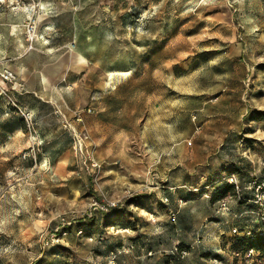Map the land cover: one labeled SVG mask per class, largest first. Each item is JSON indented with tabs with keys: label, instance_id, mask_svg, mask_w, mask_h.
Instances as JSON below:
<instances>
[{
	"label": "rangeland",
	"instance_id": "rangeland-1",
	"mask_svg": "<svg viewBox=\"0 0 264 264\" xmlns=\"http://www.w3.org/2000/svg\"><path fill=\"white\" fill-rule=\"evenodd\" d=\"M255 234L264 0H0V264H264Z\"/></svg>",
	"mask_w": 264,
	"mask_h": 264
},
{
	"label": "crops",
	"instance_id": "crops-1",
	"mask_svg": "<svg viewBox=\"0 0 264 264\" xmlns=\"http://www.w3.org/2000/svg\"><path fill=\"white\" fill-rule=\"evenodd\" d=\"M75 62H78L76 64L78 65H84L87 62V59L78 54V57L75 59ZM62 64H54V65H46L44 69L42 70V76H41V84L44 87V89H48L49 92H51L52 89H59L60 94L64 90L65 92H69L70 94H73L78 96V101L76 105H82L83 99H86L89 95L91 97L90 103L93 105L95 103L100 104L99 102V96L101 92L102 95H107L109 93V83H111L110 80H106V85H103L99 83L98 80H93L91 78L90 82L87 83L86 81H83V78H86L84 76L82 79H73L71 75H64L62 78L57 76L56 74H53L54 72L58 71L59 67H61ZM87 90H89V95H86ZM63 91V92H64ZM103 97V96H102ZM102 103V102H101ZM104 104L100 106L102 110L105 112L103 115H106L107 117L110 115V108L109 105L106 104V108H103ZM100 122V121H98ZM109 122V121H108ZM91 130L98 131L99 126L95 125L90 127ZM108 129V127H107ZM93 132V131H92ZM99 140V139H98Z\"/></svg>",
	"mask_w": 264,
	"mask_h": 264
},
{
	"label": "trees",
	"instance_id": "trees-1",
	"mask_svg": "<svg viewBox=\"0 0 264 264\" xmlns=\"http://www.w3.org/2000/svg\"><path fill=\"white\" fill-rule=\"evenodd\" d=\"M238 240L248 243L245 248L239 249V252L247 253L251 249L264 250V235L262 234H255L252 237L244 236Z\"/></svg>",
	"mask_w": 264,
	"mask_h": 264
},
{
	"label": "built area",
	"instance_id": "built-area-1",
	"mask_svg": "<svg viewBox=\"0 0 264 264\" xmlns=\"http://www.w3.org/2000/svg\"><path fill=\"white\" fill-rule=\"evenodd\" d=\"M2 77L5 81H13L16 79V75L14 73L13 70H9V69H6L3 73H2ZM191 143V142H189Z\"/></svg>",
	"mask_w": 264,
	"mask_h": 264
}]
</instances>
